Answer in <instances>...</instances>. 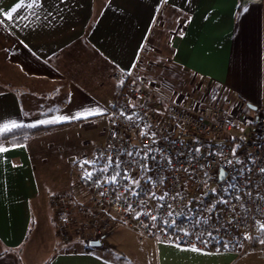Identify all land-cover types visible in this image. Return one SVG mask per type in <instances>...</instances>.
Wrapping results in <instances>:
<instances>
[{
	"label": "crops",
	"instance_id": "0c3cea01",
	"mask_svg": "<svg viewBox=\"0 0 264 264\" xmlns=\"http://www.w3.org/2000/svg\"><path fill=\"white\" fill-rule=\"evenodd\" d=\"M243 1L239 7L240 0H41L29 9L31 0H0L5 12L22 3L13 20L0 13V128L70 123L22 144L0 145V264H133L121 255L127 241L117 231L123 227L108 236L112 246L106 247L77 240L68 248L56 235L52 191L39 178L46 149L38 150L37 140L67 133L68 140L56 138L49 146L60 152L73 143L72 133L92 143L89 152L101 142L119 86L115 74L138 68L160 24L168 33V73L212 84L219 96L215 105L226 114H251L264 99V0ZM16 72L27 85L5 80L4 74ZM144 243L153 244H138ZM153 245L208 260L226 253Z\"/></svg>",
	"mask_w": 264,
	"mask_h": 264
},
{
	"label": "built area",
	"instance_id": "2783aa9c",
	"mask_svg": "<svg viewBox=\"0 0 264 264\" xmlns=\"http://www.w3.org/2000/svg\"><path fill=\"white\" fill-rule=\"evenodd\" d=\"M115 76L119 88L107 113L108 133L81 161L97 160L101 168L111 156L121 163V178L116 184L104 182L115 175L113 164L107 173L86 180L82 177L92 168L74 163L69 189L51 196L57 234L64 240L76 232L75 238L89 247L90 241L103 242L115 228L125 227L138 243L264 256V232L259 231L264 222V99L251 114L241 109L226 114L215 104L171 100L133 71L118 70ZM236 160L250 170L239 175L242 165ZM232 183L238 189L225 194ZM136 191L140 194L133 195Z\"/></svg>",
	"mask_w": 264,
	"mask_h": 264
},
{
	"label": "rangeland",
	"instance_id": "374dc122",
	"mask_svg": "<svg viewBox=\"0 0 264 264\" xmlns=\"http://www.w3.org/2000/svg\"><path fill=\"white\" fill-rule=\"evenodd\" d=\"M162 27H165V25L160 24V33H153L148 38L142 57L139 60L138 68L133 72L140 79L150 85V87L156 89L171 100L177 102L193 101L196 103H216L219 106L218 92L209 82L195 79L187 73L182 74L181 72L177 70L174 71L173 69V74L168 73V71L171 70L170 50L167 44L168 33L167 31L161 29ZM4 75L5 80L10 81V83L15 85H27L26 78H22L17 74V72L15 74L13 73V75L10 73H6ZM118 88L115 91L113 100L115 99ZM65 134L67 133L63 132L62 134H58L56 136L41 138L37 140L35 145L38 150L44 151V149H46L44 151V157H46V162H44L46 166L39 170V178L41 183L48 186L46 188L50 192L52 191L48 196L50 201V195L67 191L69 189L73 178V169H75L73 164L85 159L90 153L88 148L92 143L85 142L84 137H74L73 133L71 137V139L73 138L71 141L73 143L71 146H67L68 144L66 145L67 150L63 149V151L60 152L57 149L49 148L52 143L58 142L56 138H59L60 140H68V136ZM6 142L9 143L8 140H1L0 145ZM67 143L70 142L67 141ZM62 153L64 154V158L61 156ZM45 186L41 188L43 189ZM118 228H115L114 230ZM113 231L103 239L105 247L112 246L110 243V237L108 236L111 235ZM117 232L120 233L123 236V239L127 241L124 250L121 249L124 252L121 255L131 259L133 264H148L150 260H148L149 257L155 264H264V256L260 257L255 253L236 257L232 253L226 252L218 258L208 260L205 258H199L196 255L185 253L178 249L167 250L166 248H160L148 243L139 245L135 240L134 234L130 230L125 229V227L119 229ZM56 235H59L57 234V231ZM76 236L77 234L74 232L64 240L60 237V235L58 237L62 239L63 243L67 244L68 248H75L76 246L72 244H76L77 240H79L75 238Z\"/></svg>",
	"mask_w": 264,
	"mask_h": 264
},
{
	"label": "snow or ice",
	"instance_id": "6c2138e0",
	"mask_svg": "<svg viewBox=\"0 0 264 264\" xmlns=\"http://www.w3.org/2000/svg\"><path fill=\"white\" fill-rule=\"evenodd\" d=\"M61 3L64 2V0H60ZM41 6V0H31V2L27 3L26 4V7L29 8V9H32L34 7H40ZM239 7H243V3L241 5H239ZM22 8V3L21 2H18L14 7H12L10 10L8 11H4L3 9H0V13H3L4 17L8 20H13L15 18L14 14H17L18 11ZM247 9L245 8V11ZM33 15H36L35 12L32 13ZM48 15H51V13H48ZM39 18V17H37ZM3 24V20H0V26H2ZM92 114H102V113H94V112H89L88 115H92ZM121 115H123V112L121 113ZM78 117L74 116V117H58L56 118V121L59 122V121H62V120H67V119H76ZM131 119V117H129ZM46 121H40V123H45ZM19 127L17 124L13 123L11 125V128H17ZM6 128H8V125H4V128H0V132H3ZM143 134V133H142ZM5 149L3 147H0V152H4ZM195 151H199V149H195ZM233 155L235 156V153H236V150L233 149ZM129 156L132 155L131 152L127 153ZM108 163L105 164L103 167L101 168H97L96 165H97V160H92V161H87V160H84V161H80L78 162L80 164V167L81 168H85V166H89L92 168V171H85V176L82 177L83 179H86V180H93V178L96 176V173L97 172H102V173H107L109 171L110 168L113 167V164H115V175H111L109 177H107L105 179V183H112V184H116L118 182V178H121V163L119 162V160H116V161H113L112 157L109 156L108 158ZM250 162L254 163L255 161L254 160H251L250 158ZM228 163H232V161H228ZM236 163L238 164H241V168L239 169L238 171V174L239 175H243L245 171H249L250 169H246L244 166H243V163L244 162H241L240 160H236ZM260 172L261 173H264V168H261L260 169ZM220 175L223 176L224 175V170L221 169L220 171ZM123 179L127 180L129 179L128 175H127V172L125 171L123 173V176H122ZM232 180H236V176H233L231 178ZM95 183H97V185L99 186L100 184V181L97 179L94 181ZM133 184H136V185H139V181L137 180H134L132 181ZM228 189H233V190H237L238 189V185L235 184V183H232V184H228L227 187L224 189L225 191V194L228 193ZM103 194V193H101ZM139 191H136L133 193V195H139ZM155 194L153 193V196ZM120 197L118 196L117 199H119ZM237 199H239V197H236ZM160 199H163V197H160ZM225 203H228V201H224ZM128 207H131V205H129ZM144 215H147L146 213H143ZM139 215H137L136 218H139ZM171 215V214H169ZM151 219L153 221H155L157 219V217L155 216H152ZM259 231L261 232H264V222H261L260 225H259ZM188 233H185V235H187ZM209 235H211V233H209ZM244 239H252V237H249L247 235H245ZM261 243H264V239H261L260 240ZM227 246V245H225Z\"/></svg>",
	"mask_w": 264,
	"mask_h": 264
},
{
	"label": "trees",
	"instance_id": "16d2710c",
	"mask_svg": "<svg viewBox=\"0 0 264 264\" xmlns=\"http://www.w3.org/2000/svg\"><path fill=\"white\" fill-rule=\"evenodd\" d=\"M240 2L243 3L244 1L240 0ZM67 124L70 123H45L34 126L20 125L17 128H9L5 129L3 132H0V141L5 139L8 140L10 144H22L27 142L30 137L35 134H39L48 130H53Z\"/></svg>",
	"mask_w": 264,
	"mask_h": 264
},
{
	"label": "water",
	"instance_id": "95a60500",
	"mask_svg": "<svg viewBox=\"0 0 264 264\" xmlns=\"http://www.w3.org/2000/svg\"><path fill=\"white\" fill-rule=\"evenodd\" d=\"M252 1H258V0H252ZM101 244H102V243H101L99 240H92V241L89 242V245H90L91 247L101 246Z\"/></svg>",
	"mask_w": 264,
	"mask_h": 264
}]
</instances>
